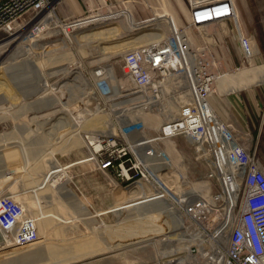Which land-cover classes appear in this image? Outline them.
<instances>
[{"label":"built area","instance_id":"obj_1","mask_svg":"<svg viewBox=\"0 0 264 264\" xmlns=\"http://www.w3.org/2000/svg\"><path fill=\"white\" fill-rule=\"evenodd\" d=\"M64 1L0 0V31L11 32L25 15L49 13V21L70 34L96 24L103 8L84 2L73 14ZM186 11L193 28L220 29L193 37L181 26L173 28L168 37L124 51L117 73L95 71L92 94L110 127L85 132L86 156L65 169L91 166L116 203H171L188 240L184 254L189 258L181 264H264L263 161L257 146L244 140H249L247 134L244 138L231 128L209 102L219 75L237 72L261 54L236 21L238 0H186ZM40 23L34 22L35 30ZM171 78L185 80L188 100L174 118L151 124L150 116L161 114L178 97L165 90ZM192 158L205 165L198 177ZM38 235L30 212L13 196H0V252L34 244ZM161 264L180 263L169 258Z\"/></svg>","mask_w":264,"mask_h":264},{"label":"rangeland","instance_id":"obj_2","mask_svg":"<svg viewBox=\"0 0 264 264\" xmlns=\"http://www.w3.org/2000/svg\"><path fill=\"white\" fill-rule=\"evenodd\" d=\"M64 2L71 7V13L73 14L78 13L85 2L87 5H93L94 7H103L101 10L109 12L127 10L131 13L133 22H146L145 24L149 25L148 27L163 28L166 24H169L162 39L168 37L173 28L180 26L193 37H198L203 32L218 31L220 29V27L211 26L198 30L190 26L188 24L186 0H180V3L177 0H121L113 2L65 0ZM55 12L58 18L63 17L57 11ZM22 18L17 20L16 23L21 22ZM45 18H47L46 14L41 15L33 22H28L30 24L27 23L23 27L12 28L9 33L4 30L0 31V47L5 43L9 45L0 52V65L3 68L7 65L11 67V69H8L9 76H7L6 84L9 89L16 91L14 95L10 90L0 94V196L10 195L18 200L25 210L29 211L35 218L39 234V239L34 244L16 248L9 247L1 251L0 264H161L169 258L179 259L185 257V248L179 249L177 254H159L157 251L163 250L161 246L155 247L148 241H142L137 245L119 251H112L107 248L109 245V227L100 229V227H93L97 226L98 223L91 224L85 221L86 215L81 217L82 214L79 216L76 213L75 208H72L70 201L66 199L63 189L59 187L60 182H62L60 177L65 173L66 177L64 179H67L63 183L83 201L84 205L81 204L89 215L94 218L95 222H103L106 226L118 224L126 231L125 227L134 225V222H130L126 218L128 216L127 208H124L123 211L120 210V212H109V208H123L126 207L125 204L116 203L118 199L113 198L103 178L96 171H93L91 166L84 164L71 165L67 169L64 168L65 170L57 172L56 175H51V178L47 177V180L44 181L52 156L62 166H66L65 164H72L82 159L87 153L86 142L84 145L80 140L69 134L65 137L63 145L57 148L53 147L55 148L53 155L48 152L53 148H48L49 145L45 142V138L52 143L58 140L59 133L57 134L52 125L45 124L47 118L38 117L39 113L34 110L38 102H35L34 99L43 100L51 96L52 93L50 92L47 95V92L50 89L57 88L59 81L65 80L62 68L69 61L66 58H62L60 61L58 59V56L66 49L65 47L57 49L51 47L59 39H65L67 48L74 56V62L69 68L75 66L81 73L83 80L88 83L90 89L85 92V103L90 104L91 102H97L90 85L94 72L100 69V65L106 66L109 62L113 67V71L117 73L121 54L124 52L121 53V47L125 46V41L131 39L133 41V38L138 36V34H134L137 31H132L129 28L128 34L125 31H113L111 35L109 33V40L104 38L103 44H101L103 46L96 48L89 46V43L85 41V43H77L74 35L78 30L65 34L50 21L45 20L46 22L44 21L43 24H40V28L35 30L34 22L37 21L39 24ZM236 21L240 24L243 32L254 38V45L260 52L257 55H261L256 56L250 64L239 68L237 70L240 71L238 74H234L231 69L224 71L225 74L232 73V75L227 76L224 82L216 84L212 95L216 100H219L230 96L232 93L239 94L242 105L247 111L246 128L240 120H235L227 110H224L225 112L221 111L222 116L227 120V123L233 125L241 136L244 137L247 134L249 140H244L257 146L264 165V0H238ZM21 30H23L21 38L19 37L14 41L13 37ZM20 39L24 44V48L34 44V50L29 54H18L14 59H11L9 54ZM80 43L85 46L83 49L80 48ZM236 43V35H234L232 46H236ZM138 44L142 45L140 42ZM109 50L115 53H108ZM100 51L107 52L103 55L102 60L98 61L97 57H91V55H96ZM84 52L88 53L85 54ZM231 52L234 65L239 67L232 47ZM28 58L38 62L40 67H34L32 71H28L25 63ZM13 65L15 66L13 67ZM16 69H20L19 72L25 70L27 74H23L16 80L14 78ZM47 72L51 74L46 76ZM41 76L43 79L48 77L49 89L42 85ZM0 83L2 84V82ZM231 85L236 91L232 92L230 90ZM17 96L18 99H16ZM98 113L103 114L105 110H99ZM231 119H234L233 122ZM33 128L39 130L35 132ZM94 128V130L101 129L100 127ZM84 131L83 129L81 133L83 138L87 134ZM31 143L35 145L33 146ZM13 145L16 147L18 145L22 147L23 145L24 149L20 154L11 155L8 150ZM45 151L48 153L45 154ZM49 158L51 159L49 160ZM40 160L43 161V164L36 165ZM191 164L194 165V176L202 175L205 165L196 162L193 158ZM55 180H57V183L54 184ZM40 183V190L35 191L37 199L34 200L33 194L29 191L34 186L38 187ZM171 217V215L163 212L161 216L155 218L154 225L152 222L145 223L143 226L145 233H150L153 227L159 229L167 225L174 226ZM180 231L181 229H178L173 233Z\"/></svg>","mask_w":264,"mask_h":264},{"label":"bare ground","instance_id":"obj_3","mask_svg":"<svg viewBox=\"0 0 264 264\" xmlns=\"http://www.w3.org/2000/svg\"><path fill=\"white\" fill-rule=\"evenodd\" d=\"M98 15H99L98 18L105 24L106 31H107L106 33L107 39L112 34L113 31H121V32L125 31V33L127 34L129 33L128 27L124 23L116 22L112 12L101 10V12H99ZM46 16H47V19L45 20L49 21L50 14L47 13ZM34 17L35 16L33 14L23 16L22 21L19 23H15L13 25V28H17L19 26L23 27L28 22L34 21L35 19L38 18V17L36 18ZM40 24H43V23L41 22ZM22 31L23 30H21L20 33L18 32L17 35L13 37L14 41L19 39L20 36H22L21 34ZM186 32L188 35H190L188 31ZM138 42L139 40L137 37L133 38V41L132 39L125 41V46L121 47V53L125 50L132 49L135 46H140ZM6 46H9V45L5 43L3 46H1L0 52L4 48H7ZM15 47L13 51L9 54L10 55L9 57L11 59L12 58L14 59V57L17 56L18 54H22V53L29 54L34 50V44L29 45L28 48H24V44L22 43L21 39L18 40ZM63 47H65L66 49L64 48L65 49L64 52L58 56V59L59 61L62 58L63 59L66 58L69 60L66 63L67 65L64 68H62L64 70L65 80L61 82L59 81L57 88L50 89V91L47 92V95L50 94L51 92L52 93L51 96H48L47 98L43 100L34 99L35 102H38L37 105L34 107V110L36 111V113H39L38 117L47 118L45 120L46 122L45 124L52 125L56 129L57 134L59 133L58 140L53 141L52 143H50V141L46 140L47 138H45V142L49 145V147L46 143L45 144L49 149L53 148L54 146L55 148H57L63 145L65 143L64 141L66 139L65 137L68 134L72 135L73 138L75 139L77 138L78 140H80V142H82L85 145V142H86L85 138L81 136L83 129L85 130L84 132H89V130H91L92 132L90 131V133H93L95 131L94 127H100L102 130H109V127H110V121H109L108 115L106 113H103V114L98 113L99 107L97 103H94V102H91L90 104L85 103L86 102L85 92L88 91V89L90 88H89L88 83L85 80H83L81 73L75 68V66L73 68H69L71 67L70 65L72 64V62H74V56L72 55V53H70L69 49L67 48V43L65 39L64 38L59 39V41L53 44V47L51 48L57 49V48H63ZM25 63L27 64L28 71L29 70L32 71L34 67H38V66L40 67L38 62H35L31 60L30 58H28ZM14 66L15 65H13V67ZM99 67L101 71L107 75L113 72V68L112 70H110L112 66L109 64V62L106 66L100 65ZM8 69H11L9 65L5 66L4 68L0 65V73H1L0 82H2V84L0 83V94L3 92L6 93L7 91L10 90L12 92V95H14V92L16 91L9 89L6 84L7 76H9ZM19 71L20 69L19 70L16 69V76L14 77L16 80L19 79L20 76H23V74H27V71L25 72V70H22L21 72ZM239 72L237 71L233 73L238 74ZM10 73L12 74V71ZM50 74H51L50 72L49 73L47 72L45 75L48 76ZM231 75L232 73L219 75L217 77V83L220 84L224 82L227 79V76L229 77ZM47 79L48 77H45L44 79L42 77V85H44L46 89H49V83ZM84 86L85 88H83ZM165 90L168 94H171V92L176 93L178 97L174 100V102L171 101L170 102L171 104L161 114L151 115L150 116V119H152L151 124H156L158 123V121L159 122L164 121L165 119L168 120V119L174 118L176 116L178 106L188 100L187 85L185 83V80L182 78L167 79L165 83ZM16 99H18V96ZM210 99H211V96L209 98V102H210ZM210 104L212 107H215L217 110H219L215 102L214 104L210 102ZM33 130L37 132L39 129L33 128ZM34 135L36 136V133ZM31 144L33 146L35 145L34 143H31ZM55 148H53V150H48V152H50L53 155ZM169 148L171 152L174 151V144L171 143ZM22 149H24L23 145L22 147L19 145L18 147L13 145L11 148H9L8 151H9V154L11 155H17L22 152ZM45 152H46L45 154L48 153L47 151ZM178 154L179 153L175 155L176 161L179 159ZM51 158H52L51 164L48 165L49 168L47 170V176L46 178H44V181L47 180V177L51 178V175L52 176L54 174L56 175L57 172L63 170L62 165L58 161H56V159H54L53 156ZM51 158H49V160ZM39 164H43V161L41 160L38 161L36 165H39ZM64 177H66L65 173H63L60 177V179H62V182H60L59 187L63 189V193L67 197L66 199L70 201L69 203L72 205V208L73 207L75 208L76 213L79 216H81L82 214L81 217H84V215H86L87 218H84L85 221L91 224L98 223L96 224L97 226H93V227H96V228L100 227V229L104 227H109V245L107 248H109L110 250L112 251L123 250L127 247L137 245L138 243L142 241L143 242L148 241L149 243L153 244L155 247L161 246L163 250L157 251L159 252V254H164V253L168 255L177 254V251L179 249L186 248L188 240L184 239L185 234L182 231L173 233L174 231L183 228V220L182 218H180L178 214H176V210L171 203L164 201V200L157 201V202H147L144 204H138V202H136V204H129V202H127L129 205L125 201L121 202V204H125L128 210L127 211L128 216L126 217L127 220L129 219L130 222H134L133 226L125 227V229L127 230L124 231L121 228L122 226L120 227L118 226V224L106 226L103 222H95L94 218H92L89 215V213L86 211L83 205L77 202L75 196L70 191V189L65 186L63 182H65L67 178L64 179ZM55 183H57V180L54 181V184ZM40 185L41 183L38 184V187L34 186L33 188H31V190L32 189L33 191L40 190L39 189ZM194 186L197 187V186H200V184L195 183ZM163 212L172 216L171 221L173 222L174 226H176V228H174V226L170 224L171 226L167 225L159 229H157L156 227H153L150 233H145L144 228H143L144 224L147 222L148 223L152 222L153 224L155 222V218H157V216H161ZM13 248H16V247H13ZM188 258H189L188 256H185L183 258H179V259L177 258V259L179 260V263L181 264L182 262L187 261Z\"/></svg>","mask_w":264,"mask_h":264},{"label":"crops","instance_id":"obj_4","mask_svg":"<svg viewBox=\"0 0 264 264\" xmlns=\"http://www.w3.org/2000/svg\"><path fill=\"white\" fill-rule=\"evenodd\" d=\"M113 1H121V0H98V2H113ZM179 1L180 0H177L178 3H180ZM112 13H113V16L117 22L124 23L132 31H135V32L137 31L134 34H138V36H136V37L138 38L139 42L142 45L154 43V42L161 40L163 37V34L167 31V26H169V24H166L163 28L148 27L149 25H146L145 24L146 22L135 23V22H133V19L131 17V13L128 12L127 10L126 11L124 10L121 12H112ZM91 30H92V32H90ZM151 30H153V31H151ZM106 33H107V31H106L105 24L98 18V20L96 21V24H94L93 26L79 29L78 32L74 35V38H75L77 43L85 41V42L89 43L88 44L89 46H91V47L94 46V47L98 48V47L103 46L101 44H103L104 38H107ZM80 46H81L80 48H82V49H83V47H85L81 43H80ZM84 53L87 54L88 52H84ZM105 53H107V52H101L100 51L96 55L95 54L91 55V57H97V60L100 61L103 59V55ZM108 53H115V52L109 50ZM112 68L113 67H111L110 70H112ZM230 90L232 92L236 91V89L233 88L232 85L230 86ZM213 101L216 103L219 110H217L215 107H213V108L217 112L218 116L224 122L227 123V120L225 118H223V116H222L223 114L221 111L227 110V112H229V114H232V116L235 118V120H237V121L240 120L242 122V125L245 126V128H246L247 111H245L244 106L242 105L239 94L232 93V94H230V96L220 98L219 100H216L215 97L213 95H211L210 102L214 104ZM233 120L231 119L232 122H233ZM227 124H229L231 126V128L234 129L232 124H230V123H227ZM62 167H63V169L65 168V166H62ZM35 191H39V190H35ZM35 191H33V189L32 190L30 189V191H29L30 193L33 194L34 200L37 199L35 196Z\"/></svg>","mask_w":264,"mask_h":264},{"label":"trees","instance_id":"obj_5","mask_svg":"<svg viewBox=\"0 0 264 264\" xmlns=\"http://www.w3.org/2000/svg\"><path fill=\"white\" fill-rule=\"evenodd\" d=\"M66 167V166H65Z\"/></svg>","mask_w":264,"mask_h":264}]
</instances>
